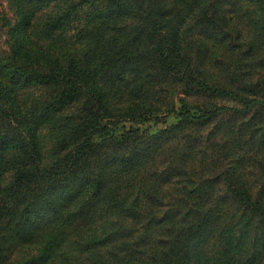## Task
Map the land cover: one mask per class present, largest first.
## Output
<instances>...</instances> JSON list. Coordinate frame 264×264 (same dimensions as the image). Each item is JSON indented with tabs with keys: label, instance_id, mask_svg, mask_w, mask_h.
I'll return each instance as SVG.
<instances>
[{
	"label": "trees",
	"instance_id": "trees-1",
	"mask_svg": "<svg viewBox=\"0 0 264 264\" xmlns=\"http://www.w3.org/2000/svg\"><path fill=\"white\" fill-rule=\"evenodd\" d=\"M1 1L0 264H264V76L213 53L264 0Z\"/></svg>",
	"mask_w": 264,
	"mask_h": 264
},
{
	"label": "rangeland",
	"instance_id": "rangeland-1",
	"mask_svg": "<svg viewBox=\"0 0 264 264\" xmlns=\"http://www.w3.org/2000/svg\"><path fill=\"white\" fill-rule=\"evenodd\" d=\"M4 4L5 3L0 0V9L4 8ZM231 31H233L232 34ZM222 32V38H226V41L213 48V53L219 60L221 59L219 71L222 73L224 72L225 74H229L230 71H235L236 75L240 77L239 82L243 84L254 82L256 79L262 78L261 76H264V32L256 31L253 27H251L250 31L245 29V31L240 34L239 30L233 28L230 24H226V26L222 29ZM237 35L240 38L238 42L234 39V36ZM3 40L4 35L0 30V45H2ZM251 40L256 41V46H254V50L250 54L251 51H248V53L246 52L247 49L245 44H249ZM243 53H247L248 55L250 54L249 60L247 57L241 55ZM239 56L242 57V60L239 64H236L235 61ZM249 117L252 118L248 121V129L244 133V136L248 139L252 138L255 145L252 147L248 165L245 166L244 164V168L246 170L244 172H246V175L248 176L249 186L253 187L254 190H259L260 188H264V112L261 115L259 114L257 117H254L252 113ZM130 124L131 121L127 122L126 126H129ZM255 149L257 150V153L252 156ZM226 153L227 152L220 153L218 158H214L215 160L212 164L216 167H221L223 164L228 162L234 163V158L231 156H225ZM208 159L209 157L207 156L205 160L207 161ZM206 164H209V162ZM215 169L216 168L213 167V170ZM211 172L212 170L208 171V169H205L203 173L199 172V176L191 180L188 185L191 187L195 186L198 179ZM178 188H180V185L177 186V189ZM258 234L256 235L260 237V233ZM256 235L252 234V237ZM240 250L241 249H237L236 252L239 251V254L244 255V251L240 252Z\"/></svg>",
	"mask_w": 264,
	"mask_h": 264
}]
</instances>
